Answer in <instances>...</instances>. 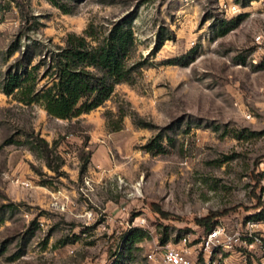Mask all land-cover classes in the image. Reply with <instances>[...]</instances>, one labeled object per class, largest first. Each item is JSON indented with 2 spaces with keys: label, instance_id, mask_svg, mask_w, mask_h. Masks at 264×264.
Here are the masks:
<instances>
[{
  "label": "rangeland",
  "instance_id": "obj_1",
  "mask_svg": "<svg viewBox=\"0 0 264 264\" xmlns=\"http://www.w3.org/2000/svg\"><path fill=\"white\" fill-rule=\"evenodd\" d=\"M57 1L0 0V264H152L157 243L199 241L197 219L225 209L210 225L239 239L210 264H264V0ZM126 15L143 64L98 107L58 118L1 88L28 43ZM109 109L125 111L121 129Z\"/></svg>",
  "mask_w": 264,
  "mask_h": 264
},
{
  "label": "trees",
  "instance_id": "obj_2",
  "mask_svg": "<svg viewBox=\"0 0 264 264\" xmlns=\"http://www.w3.org/2000/svg\"><path fill=\"white\" fill-rule=\"evenodd\" d=\"M52 1L59 4L57 0ZM60 6L69 11L63 5ZM133 22V17L126 15L112 21L107 29H101L92 21L81 33L69 31L62 43H54L47 50L42 48L39 41L28 43L14 67L7 70L1 88L24 103L40 102L50 115L58 118L72 119L89 112L112 96L117 83L136 80L143 62L131 61L137 44ZM225 22L230 23L228 20ZM230 28L232 24L221 29V32L225 33ZM164 40L162 36L159 41L162 44ZM37 56L39 58L33 63ZM180 61L178 57L170 60L172 63ZM187 62L189 60L183 63ZM42 64L46 67L40 74L38 70ZM41 77H47L42 85L39 84ZM113 115L114 112L109 109L108 123L113 129H121L125 111L120 109L117 118H113ZM161 136L159 133L157 137ZM145 147L148 150L155 147H159V151L164 150L163 143L157 141L149 142ZM257 196L258 206L263 205L262 196ZM155 206L162 215L171 214L156 203ZM228 211H212L197 221L211 228L212 220ZM143 235L144 232L139 228L127 233L126 248L131 249ZM123 255L124 252L120 251L117 263Z\"/></svg>",
  "mask_w": 264,
  "mask_h": 264
},
{
  "label": "built area",
  "instance_id": "obj_3",
  "mask_svg": "<svg viewBox=\"0 0 264 264\" xmlns=\"http://www.w3.org/2000/svg\"><path fill=\"white\" fill-rule=\"evenodd\" d=\"M229 8L234 12L240 11V6L237 4L230 5ZM257 41L263 43L264 34H258ZM256 224L250 222L252 227ZM238 234V232L229 233L226 226L216 224L199 241L191 242L192 239L185 235L176 243L159 242L147 251L146 256L152 264H210L213 253L219 247L228 246L233 240H238ZM250 234L256 240H260L257 234Z\"/></svg>",
  "mask_w": 264,
  "mask_h": 264
}]
</instances>
